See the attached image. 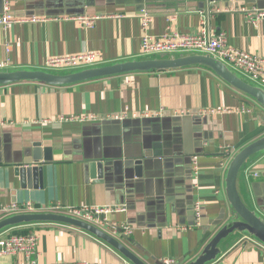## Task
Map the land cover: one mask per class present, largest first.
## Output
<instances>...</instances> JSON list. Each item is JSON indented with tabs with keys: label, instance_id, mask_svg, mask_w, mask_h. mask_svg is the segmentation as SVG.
Listing matches in <instances>:
<instances>
[{
	"label": "crops",
	"instance_id": "0c3cea01",
	"mask_svg": "<svg viewBox=\"0 0 264 264\" xmlns=\"http://www.w3.org/2000/svg\"><path fill=\"white\" fill-rule=\"evenodd\" d=\"M5 1L15 16L47 19L0 26V62L6 70L45 69L48 58L83 52L99 54L102 64L138 58L142 10L151 16L148 33L154 37L167 27L194 35L204 29L208 35L222 33L228 46L264 61V20L252 24L243 11L264 9V0L227 5L209 0H0V15ZM79 18L98 19L88 27ZM263 135L264 107L203 67L66 87L0 86V204L52 212L55 207L123 206L124 212H107L96 225L146 264H186L228 217L225 171L230 160ZM35 146L41 155V187L32 173L23 179L18 173L24 161H31ZM141 158L151 170L139 179L134 162ZM92 161L103 166L101 180L90 176ZM239 188L264 213V153L240 174ZM120 225L130 227L129 236L116 230ZM8 234L36 235L30 259L35 264H130L93 236L65 225L30 224L0 235ZM221 249L209 264H264V246L248 236L228 239ZM0 264L29 261L15 255L0 257Z\"/></svg>",
	"mask_w": 264,
	"mask_h": 264
},
{
	"label": "water",
	"instance_id": "95a60500",
	"mask_svg": "<svg viewBox=\"0 0 264 264\" xmlns=\"http://www.w3.org/2000/svg\"><path fill=\"white\" fill-rule=\"evenodd\" d=\"M210 2H223L226 5L231 0H209ZM189 67H203L212 71L225 83L250 97L264 107V89L247 79L238 71L225 63L203 53L159 54L148 57H138L126 61L96 64L84 68L52 71L47 69H16L0 70V86L20 82L42 83L54 87H66L87 81L109 77L129 75L136 73H159L174 71ZM264 153V135L240 149L230 160L225 171V196L229 207L228 217L218 225L210 239L203 246L201 252L186 264H209L216 260L222 252V243L228 239L237 240L245 235L264 246V213L258 209L249 192L243 194L239 188V177L257 157ZM147 155L145 157H148ZM31 161H24L18 168V173L23 179L31 173L37 178L38 185L42 186V170L37 164L41 155L38 146L32 148ZM146 160L141 158L134 162V176L143 178L146 170ZM92 179L101 180L103 166L100 162L89 163ZM51 223L69 226L81 230L101 241L130 264H146L128 247L113 235H110L98 225L73 217L71 215L52 211H28L12 213L0 217V234L15 227L30 224Z\"/></svg>",
	"mask_w": 264,
	"mask_h": 264
},
{
	"label": "built area",
	"instance_id": "2783aa9c",
	"mask_svg": "<svg viewBox=\"0 0 264 264\" xmlns=\"http://www.w3.org/2000/svg\"><path fill=\"white\" fill-rule=\"evenodd\" d=\"M3 13L0 15V26L3 29H8L16 24H35L46 22L47 19L35 16L19 17L13 15L8 6L7 1L4 3ZM246 20L252 24L264 20V9L252 8L243 10ZM98 18H79L77 19L84 26H92L94 20ZM140 29L142 31L140 42V56L148 57L159 54H179V53H203L231 66L236 71L240 72L250 81L256 84H264V61L257 55L248 53L237 48L228 46L226 38L222 33L217 35H208L206 30H202L199 34L180 33L167 27L159 37H154L148 33L151 23L150 14L142 10L138 14ZM101 57L97 53H78L73 55H65L59 57L48 58L45 69L52 71H64L84 68L99 64ZM5 64L0 62V70L5 68ZM213 111H207V113ZM148 116L147 114L145 115ZM87 117H80L79 120H85ZM94 119V117H88ZM195 168V162H194ZM195 173V172H194ZM257 177V174H252ZM55 212H61L73 217L84 219L91 223H100V216L107 212H124L125 207H55ZM33 211L30 205L17 206L1 205L0 217L19 212ZM196 219L199 220V205H196ZM106 220V219H105ZM183 229V228H182ZM120 230V234L127 237L131 233L128 225H120L116 227ZM37 238L34 234H8L0 235V257L20 255L29 264H35L30 259L35 255ZM165 264H173V261H164Z\"/></svg>",
	"mask_w": 264,
	"mask_h": 264
}]
</instances>
